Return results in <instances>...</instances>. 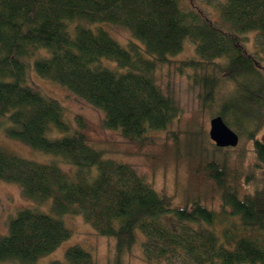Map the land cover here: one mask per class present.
I'll return each instance as SVG.
<instances>
[{"label":"trees","instance_id":"1","mask_svg":"<svg viewBox=\"0 0 264 264\" xmlns=\"http://www.w3.org/2000/svg\"><path fill=\"white\" fill-rule=\"evenodd\" d=\"M201 2L219 9L220 24L183 0H0V126L6 136L76 167L70 174L57 159L38 162L0 147V179L19 184L25 197L40 204L52 198V214L22 208L10 218L0 236V261L31 264L55 250L71 236L62 218L69 213L115 238L117 263L140 231L151 264H264V183L241 190L227 160L232 147L215 145L223 155L203 167L220 190L223 211L208 207L200 195L175 206L174 195L93 146L82 117L73 128L61 101L27 82L26 60L49 50L34 61L39 75L101 109L106 128L144 144L151 131L167 129L179 115L155 72L191 39L198 58L181 61V71H194L206 103L223 82L231 83L215 115L240 136L247 133L256 166L264 171V66L244 46V35L255 31L264 52V0ZM100 23L122 25L138 42L130 39L124 47ZM65 254L66 262L50 264H97L78 244Z\"/></svg>","mask_w":264,"mask_h":264},{"label":"rangeland","instance_id":"2","mask_svg":"<svg viewBox=\"0 0 264 264\" xmlns=\"http://www.w3.org/2000/svg\"><path fill=\"white\" fill-rule=\"evenodd\" d=\"M225 1V0H222ZM184 4L197 6L214 22L220 24L218 8L207 5L201 0H183ZM96 26V25H94ZM124 47L128 42L138 40L132 32L122 26L110 23H100ZM244 46L253 52L264 66V52L256 38V32L244 35ZM196 43L187 39L181 52L171 56V62L160 65L156 72V79L162 89L172 95L179 108V115L167 129L154 130L149 133L147 143L139 144L126 139L118 130L108 129L103 125L105 117L101 109L93 106L83 98L71 92L65 86L55 83L39 75L34 68V61L38 56L48 55L49 50L41 49L26 60L27 82L39 89L47 96L61 101L66 118L79 128L77 116L84 119L85 132L90 143L104 149L106 155L115 160L132 165L148 182L157 189H165L175 196L174 205L182 206L188 195H200L208 207L223 211L220 190L215 183L207 178L203 170L206 161L215 157L220 158L223 152L215 151L214 141L210 138V120L216 114L220 103L231 93L233 86L223 82L216 93L214 101L204 102V90L194 80V71L190 68L180 69V63L189 58H198L195 51ZM264 71V69H263ZM59 135L58 131H54ZM260 138L264 139V125L260 131ZM0 147L21 157L48 163L57 159L64 170L72 174L76 167L61 161L52 153H47L31 147L20 140L6 136L0 126ZM252 141L247 133L240 136L237 146L227 151V160L235 172V181L243 192L254 189L257 181L264 183V171L256 166V158L252 151ZM52 198L38 203L27 198L22 193L19 184L0 179V236L8 232V222L22 208H38L52 214ZM66 225L71 229V236L61 242L53 251L41 255L31 264H50L53 260L66 262V249L78 244L88 250L97 264H151L146 261L141 241L144 235L137 232V242L130 250H126L116 262L115 238L97 233L93 225L83 215L64 214ZM219 229L222 228L217 224ZM0 264H22L19 260H3ZM154 264V263H152ZM157 264H169L165 260ZM246 264V263H244Z\"/></svg>","mask_w":264,"mask_h":264},{"label":"water","instance_id":"3","mask_svg":"<svg viewBox=\"0 0 264 264\" xmlns=\"http://www.w3.org/2000/svg\"><path fill=\"white\" fill-rule=\"evenodd\" d=\"M209 135L218 147H235L240 141L238 132L221 115L211 118Z\"/></svg>","mask_w":264,"mask_h":264}]
</instances>
